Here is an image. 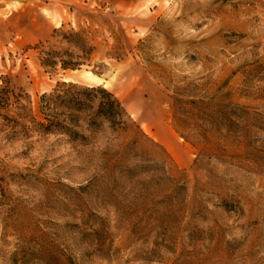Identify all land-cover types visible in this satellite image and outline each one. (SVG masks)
<instances>
[{
  "label": "rangeland",
  "instance_id": "rangeland-1",
  "mask_svg": "<svg viewBox=\"0 0 264 264\" xmlns=\"http://www.w3.org/2000/svg\"><path fill=\"white\" fill-rule=\"evenodd\" d=\"M62 80L127 127L41 112ZM7 83L0 264H264V0H0Z\"/></svg>",
  "mask_w": 264,
  "mask_h": 264
},
{
  "label": "trees",
  "instance_id": "trees-1",
  "mask_svg": "<svg viewBox=\"0 0 264 264\" xmlns=\"http://www.w3.org/2000/svg\"><path fill=\"white\" fill-rule=\"evenodd\" d=\"M68 41L76 43V40L67 38ZM79 45V44H78ZM83 44H80L82 46ZM46 56L43 63L49 66H56L61 61L63 68L75 67L79 62L63 58L59 50L45 51ZM12 95L20 99L21 94L16 93L14 87L10 83L0 87V105L7 107L11 104ZM193 101V100H192ZM63 107L62 111H57ZM40 111L47 116L58 117L67 114L70 117L72 110L82 112L91 110L92 115L89 118L90 125H99L98 119H103L109 123L113 129H122L127 127L126 117L130 114L126 110L122 101L116 94L105 87L103 84H84L73 80H62L49 92L41 95L39 103ZM57 112V115L54 112ZM78 121L81 117L76 116ZM72 119V118H71ZM39 127L43 132H51L55 130L68 131L70 126L66 123V119H53L48 117V122L40 121Z\"/></svg>",
  "mask_w": 264,
  "mask_h": 264
}]
</instances>
